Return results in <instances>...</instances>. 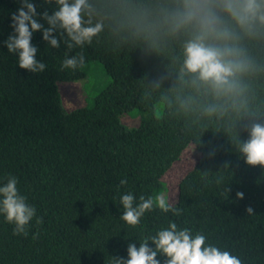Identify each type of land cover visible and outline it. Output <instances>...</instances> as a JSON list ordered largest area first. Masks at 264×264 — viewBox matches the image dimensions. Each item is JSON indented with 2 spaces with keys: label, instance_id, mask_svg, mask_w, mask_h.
<instances>
[{
  "label": "trees",
  "instance_id": "obj_1",
  "mask_svg": "<svg viewBox=\"0 0 264 264\" xmlns=\"http://www.w3.org/2000/svg\"><path fill=\"white\" fill-rule=\"evenodd\" d=\"M30 2L48 27L42 13L58 10L55 0ZM88 3L83 26L100 23L101 32L72 49L62 32L53 34L59 48L49 46L42 31L33 33L36 59L46 69L31 73L3 44L21 0H0V186L15 177L36 209L27 235L14 234L0 214V264H112L110 258H128L129 244L138 247L170 222L205 235L206 245L242 264H264V168L247 166L238 151L251 125L264 124V29L254 36L237 29L251 69L239 77V96L217 98L180 75L190 34L173 35L165 23L179 0ZM79 55L82 65L61 71L66 56ZM91 62L103 66L110 82L91 106L66 112L58 85L83 78ZM160 103L161 114L154 116ZM132 110L146 116L127 128L120 117ZM189 145L200 157L177 185L170 206L179 214L154 205L136 226L122 221L120 198L131 193L135 206L141 196L164 192L163 175ZM249 206L253 215L245 212ZM149 247L155 246L149 241ZM157 259L163 264L162 256Z\"/></svg>",
  "mask_w": 264,
  "mask_h": 264
},
{
  "label": "clouds",
  "instance_id": "obj_2",
  "mask_svg": "<svg viewBox=\"0 0 264 264\" xmlns=\"http://www.w3.org/2000/svg\"><path fill=\"white\" fill-rule=\"evenodd\" d=\"M52 0H44L51 3ZM58 10L51 15L42 13L44 27L36 19V5L30 0H21V6L12 15L10 27L13 32L3 41L10 54L18 55V66L21 70L40 73L46 69L44 62L36 59L38 48L32 45L33 33L42 31V39L52 48H59L58 35L62 32L68 38L66 47H82L90 44L93 37L101 30L100 23L83 26L82 12L90 6L88 0H55ZM234 22L235 28L227 23L224 16ZM165 23L171 34L188 31L190 38L183 45V64L180 75L192 77L194 86L206 87L214 96L234 97L242 92L239 77L251 69V62L239 44L240 36H254L264 29V0H179L178 6L165 14ZM84 62L83 55L67 56L62 62L61 71L76 69ZM215 108H209L212 113ZM238 151L245 158L249 167L264 168V124L253 123L249 139L241 142ZM121 185L126 180L120 181ZM227 192V190H226ZM243 192L236 193V199H243ZM134 196L124 194L120 204L124 211L120 219L129 226H136L146 211L158 207L163 212L174 211L167 203L163 192L155 198L140 197V203L134 206ZM254 209H245L247 215H253ZM36 209L27 203L26 197L19 193L17 179L10 177L7 183L0 186V214L9 224L14 225V234L27 235V226L35 216ZM37 220V223H41ZM149 241L154 248L149 247ZM206 237L197 233L192 235L188 229L178 230L174 222L167 229H162L149 239L136 244H129L128 258H110L112 264H161L158 255L164 258L163 264H242L240 258L221 251L213 245L205 244Z\"/></svg>",
  "mask_w": 264,
  "mask_h": 264
},
{
  "label": "rangeland",
  "instance_id": "obj_3",
  "mask_svg": "<svg viewBox=\"0 0 264 264\" xmlns=\"http://www.w3.org/2000/svg\"><path fill=\"white\" fill-rule=\"evenodd\" d=\"M110 82V78L103 66L98 62H91L83 78L59 84V94L62 107L66 112L79 108L91 106V99ZM163 105L160 103L153 110L154 116L161 114ZM146 114L130 111L120 117V123L127 128H136ZM199 153L192 145H189L180 154L179 158L171 165L170 169L163 175L164 194L169 205L175 204L177 200V185L181 179L197 163Z\"/></svg>",
  "mask_w": 264,
  "mask_h": 264
}]
</instances>
